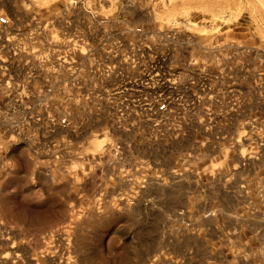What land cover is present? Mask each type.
Segmentation results:
<instances>
[{"label": "rangeland", "instance_id": "obj_1", "mask_svg": "<svg viewBox=\"0 0 264 264\" xmlns=\"http://www.w3.org/2000/svg\"><path fill=\"white\" fill-rule=\"evenodd\" d=\"M0 264H264V0H0Z\"/></svg>", "mask_w": 264, "mask_h": 264}]
</instances>
